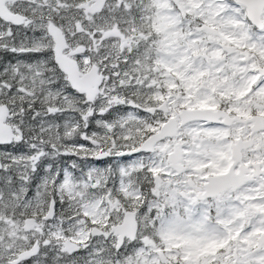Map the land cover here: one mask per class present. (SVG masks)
Segmentation results:
<instances>
[{"label":"snow or ice","instance_id":"1","mask_svg":"<svg viewBox=\"0 0 264 264\" xmlns=\"http://www.w3.org/2000/svg\"><path fill=\"white\" fill-rule=\"evenodd\" d=\"M0 264H264V0H0Z\"/></svg>","mask_w":264,"mask_h":264}]
</instances>
